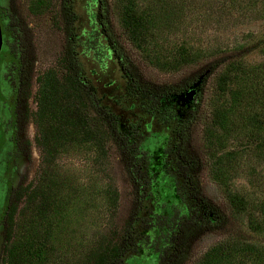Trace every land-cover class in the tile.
<instances>
[{"label": "rangeland", "instance_id": "rangeland-1", "mask_svg": "<svg viewBox=\"0 0 264 264\" xmlns=\"http://www.w3.org/2000/svg\"><path fill=\"white\" fill-rule=\"evenodd\" d=\"M129 1L137 16L145 13L148 19L140 22L133 36L111 13L109 25L126 64L144 84L177 87L217 57L238 56L239 48L244 47V53L257 41L259 45L242 60L246 65L264 60V0ZM69 4L76 16L75 50L82 77L94 86L101 104L116 108L121 129L137 128L139 148L149 155L146 169L152 182L146 210L156 218L155 225L146 233L150 245L126 258L125 264H157V251L166 233L162 218L171 217L174 210L183 211L174 180L164 167V150L172 136V123L189 104V94L162 101L152 116L139 110V102L132 99L122 98V108L114 106L113 100L123 92L116 81V64L102 72L93 62L105 54L100 51L104 45L87 40L93 30L91 1ZM65 13L63 0H0V264H86L87 257L132 212L123 155L114 145L102 151L85 139L74 105L65 97ZM20 56L30 98L27 121L19 127L15 100ZM218 71L205 80L189 129L195 180L202 196L227 216L228 195L241 196L247 210L229 219L230 228L264 245V235L249 228V219L258 218L257 206L264 200V148L235 141L226 135L225 127L215 123L223 113L225 118L235 117L238 89V83H233L236 73L231 72L224 89L218 91ZM18 140L29 143V159L16 148ZM20 184L28 196L19 206L10 241L4 242L6 202L10 190ZM225 237L212 231L195 235L184 264H197Z\"/></svg>", "mask_w": 264, "mask_h": 264}, {"label": "trees", "instance_id": "trees-1", "mask_svg": "<svg viewBox=\"0 0 264 264\" xmlns=\"http://www.w3.org/2000/svg\"><path fill=\"white\" fill-rule=\"evenodd\" d=\"M71 1L63 0L68 30V44L63 58L67 70L62 84L63 91L65 97L74 105L75 119L83 130L84 138L92 141L102 151L114 145L123 155L132 189V212L122 222L117 232L105 237L99 247L87 257L86 264H125L126 258L138 253L144 245H150L148 243L150 238L146 233L155 225L153 221L156 218L149 212L150 210H146L152 182L146 169L149 155L139 148L141 135L137 128L121 129L116 108L111 109L109 105L101 104L94 86L82 77L81 63L77 60L75 50L76 16L69 4ZM90 1L92 8L89 20L93 30L87 40L97 41L100 47L103 44L104 48H100V51L101 54L102 51L105 53L93 63L98 65L102 72L115 63L114 75L123 91L113 100L114 106L122 108V98L132 99L139 102V110L152 116L154 109L159 107L162 101L189 94L187 98L189 104L181 118L172 123V136L164 150L166 155L164 167L174 180L175 192L183 204V211L174 210L171 217L162 218L166 233L157 251V264H184L189 257V242L195 235L205 231L224 233L226 237L204 253L197 264H264V245L251 242L250 238H242L240 230L230 228L229 219L244 213L248 204L237 194L228 195L230 214L227 216L206 200L195 180V162L188 150L189 129L199 107L196 101L205 80L216 70H219L216 79L218 91L224 89L225 83L230 80L231 72L236 73L233 83H238V89L234 97L235 117L225 118L223 113L216 118L215 123L225 127L226 135L235 141L245 140L249 144H256L259 149L264 148V60L254 65H246L242 60L245 54L259 45V41L249 47L246 46L247 50L244 53L241 52L244 51V47L239 48L238 56H229L227 53V56L217 57L189 82L171 88L153 87L138 79L132 68L126 64L108 17L110 13L114 14L120 25L127 27L133 36L140 22L147 20L148 16L145 13L137 16L129 0ZM130 37L126 39L129 40ZM187 61L184 59V63ZM117 65L122 72L120 75ZM24 67V60L20 56L15 100V121L19 127L27 121L26 105L30 98ZM161 120L163 122V118ZM17 145L29 159L27 140H19ZM26 192L22 184L10 190L2 220L4 242L10 241L19 206L28 196ZM257 214L258 218L249 219V228L255 234L264 235V200L257 206Z\"/></svg>", "mask_w": 264, "mask_h": 264}, {"label": "flooded vegetation", "instance_id": "flooded-vegetation-1", "mask_svg": "<svg viewBox=\"0 0 264 264\" xmlns=\"http://www.w3.org/2000/svg\"><path fill=\"white\" fill-rule=\"evenodd\" d=\"M18 141H19V140H18ZM18 141H17V142H18ZM17 142H16V148L19 150V148L17 147V146H18V145H17ZM19 151H20V150H19ZM2 225H3V223H2Z\"/></svg>", "mask_w": 264, "mask_h": 264}, {"label": "water", "instance_id": "water-1", "mask_svg": "<svg viewBox=\"0 0 264 264\" xmlns=\"http://www.w3.org/2000/svg\"><path fill=\"white\" fill-rule=\"evenodd\" d=\"M0 47H1V37H0Z\"/></svg>", "mask_w": 264, "mask_h": 264}]
</instances>
